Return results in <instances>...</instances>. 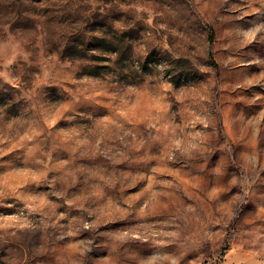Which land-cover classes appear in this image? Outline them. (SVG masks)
Segmentation results:
<instances>
[{
  "label": "clouds",
  "instance_id": "clouds-1",
  "mask_svg": "<svg viewBox=\"0 0 264 264\" xmlns=\"http://www.w3.org/2000/svg\"><path fill=\"white\" fill-rule=\"evenodd\" d=\"M0 264H264V0H0Z\"/></svg>",
  "mask_w": 264,
  "mask_h": 264
}]
</instances>
